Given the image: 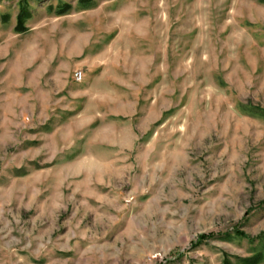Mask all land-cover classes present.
I'll list each match as a JSON object with an SVG mask.
<instances>
[{"label": "rangeland", "instance_id": "1", "mask_svg": "<svg viewBox=\"0 0 264 264\" xmlns=\"http://www.w3.org/2000/svg\"><path fill=\"white\" fill-rule=\"evenodd\" d=\"M0 264H264V0H0Z\"/></svg>", "mask_w": 264, "mask_h": 264}, {"label": "built area", "instance_id": "2", "mask_svg": "<svg viewBox=\"0 0 264 264\" xmlns=\"http://www.w3.org/2000/svg\"><path fill=\"white\" fill-rule=\"evenodd\" d=\"M83 78V74L81 71L75 73V79L76 81H81Z\"/></svg>", "mask_w": 264, "mask_h": 264}]
</instances>
